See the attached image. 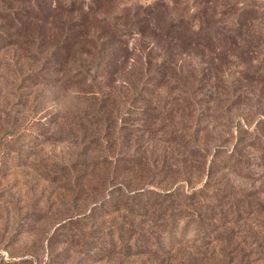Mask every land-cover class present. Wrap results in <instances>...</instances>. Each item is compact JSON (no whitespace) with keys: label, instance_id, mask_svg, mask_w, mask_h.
<instances>
[{"label":"rangeland","instance_id":"obj_1","mask_svg":"<svg viewBox=\"0 0 264 264\" xmlns=\"http://www.w3.org/2000/svg\"><path fill=\"white\" fill-rule=\"evenodd\" d=\"M157 1L184 35L123 33L122 12ZM103 2L112 31L87 27L69 70L45 47L0 48V264H264V96H249L264 55L215 80L218 41L203 47L210 23L264 0Z\"/></svg>","mask_w":264,"mask_h":264},{"label":"trees","instance_id":"obj_2","mask_svg":"<svg viewBox=\"0 0 264 264\" xmlns=\"http://www.w3.org/2000/svg\"><path fill=\"white\" fill-rule=\"evenodd\" d=\"M76 1L78 0H0V48L13 47L17 50L20 49L21 52H24L25 57L30 60L34 58L32 57V53H34L35 49L45 47L47 51L52 54L49 58L56 57V55H60L62 57L61 59L64 58L62 64L63 69L69 70L70 68L65 66V63L70 60L67 59L68 53L65 54L66 48L70 50L73 49V57L79 54L76 46H74L76 43H79L82 45L80 55H89L88 52L83 50L84 42L80 38L89 33L87 27H91L94 30H96L95 28L99 30L102 29L101 31H108V33L112 31L111 26L107 25V20L104 18V16L107 15V11H104L105 14L102 13L104 0ZM109 2L111 3L113 0H109ZM122 13L123 15L120 19L123 24H121L123 26L122 31L125 34H138L142 37L147 36L146 33L149 32L151 38L158 37L155 31H157L160 25H163L169 35L174 32L180 35L185 34L182 32L181 27H179V22H176L174 17H169L165 22L164 19L167 18L168 8L166 4H163L161 1L145 5V7H136L131 12L125 10ZM254 14L252 17H237L234 20L235 22H218L219 18L213 23H210V20L207 21V23H210V29L209 33L207 32V36L205 34L207 40L203 44V47L207 46L212 40L218 41L214 48L210 49V54L212 55L210 59H217L220 62H218V65L210 72L211 77L215 80L223 77V72L226 71V68H229L228 66L232 65L231 62L233 61H241L242 63L246 61L248 64L245 69L239 70V73L257 68V65L254 67L253 63L263 61L264 42L262 41L264 40H261L263 36L260 35L261 31L264 30V25L261 26L262 23L257 22V20L262 19L264 14L263 12L261 13V10L259 14L257 11H255ZM214 16H219V13L217 14L214 12ZM116 25L117 22L112 24L113 27H116ZM62 30H64L62 36L56 33ZM194 32L195 30H190L186 34V39L190 40ZM50 36H60L61 42L58 44L52 41L44 43V40L50 38ZM223 38L228 39V41L222 42ZM240 41L243 42L241 46L239 45ZM155 44L160 45L158 42H155ZM236 49H239V51L236 52ZM112 53L113 56H108V61L115 64L116 60H119V55L115 54L116 50H113ZM261 54L262 56H260ZM225 59L226 61L224 62ZM105 65L106 64L103 66ZM104 71L109 72L110 67L105 68ZM116 71L117 68L113 72H110V75L114 74ZM25 77H29V74H25ZM240 77H242L244 83H248V78H246L248 76ZM255 81L259 83L261 89L257 90L250 88L249 96L255 95L257 102H259L264 96V75L260 81ZM250 83H252V80ZM243 88H240V94L247 92V89H249L248 87ZM147 97L148 98L140 101H151L149 96ZM246 97L233 96V99L235 100L236 98V105L240 106L242 103H245L243 99H246ZM104 103L105 101L101 100L98 104L100 107H96V110L105 111L107 103L105 105ZM166 103L168 102H164V104ZM211 105L213 108L222 107L220 106L218 97L217 100L211 98ZM217 119L218 117H215V120L213 119L215 128L219 125ZM238 119H240V116ZM194 141H196V138ZM204 143L205 142L202 144ZM193 147L198 146L195 144ZM214 147L218 148L217 145H214ZM225 218L228 219L227 217ZM226 222H228V220H226ZM228 263L242 264L241 261L236 262L235 259L230 260Z\"/></svg>","mask_w":264,"mask_h":264}]
</instances>
